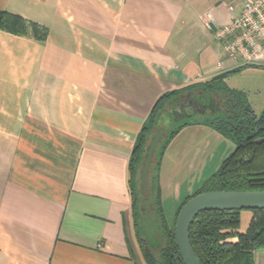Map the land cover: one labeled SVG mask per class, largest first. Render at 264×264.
<instances>
[{
    "label": "crops",
    "instance_id": "crops-1",
    "mask_svg": "<svg viewBox=\"0 0 264 264\" xmlns=\"http://www.w3.org/2000/svg\"><path fill=\"white\" fill-rule=\"evenodd\" d=\"M226 2L199 11V0H0V11L46 30L36 40L0 29V264H149L131 151L153 109L163 120L173 101L164 93L244 67L225 65L202 24L206 12L228 20ZM182 124L151 167L167 225L201 185L182 190L179 177L192 181L212 159L200 146L211 137L234 147L203 122ZM253 259L264 264V248Z\"/></svg>",
    "mask_w": 264,
    "mask_h": 264
},
{
    "label": "trees",
    "instance_id": "trees-1",
    "mask_svg": "<svg viewBox=\"0 0 264 264\" xmlns=\"http://www.w3.org/2000/svg\"><path fill=\"white\" fill-rule=\"evenodd\" d=\"M0 29L24 35L36 40L44 39L46 30L36 23L16 15L0 11ZM243 64L244 66L250 65ZM240 68V67H239ZM235 68L212 77L203 83L219 98L213 117H205L203 122L234 144L233 149L220 163L217 170L207 177L200 187L188 195L177 209L171 225H167L160 215L159 192L155 186V202L160 215V223L165 243L154 259L139 237V244L149 264H183L175 241V220L183 203L191 196L208 190H264V108L257 114L247 102L245 94L227 86L225 79L238 71ZM194 84V83H193ZM191 85V84H190ZM185 86L182 89H185ZM179 90L164 93L161 98L177 99ZM183 122L168 132L164 139L172 138L183 126ZM157 124L156 109L142 124L129 158V181L132 200L133 183L137 169L140 168L141 155L148 136ZM163 143L160 142L159 146ZM153 156V160H155ZM155 185V184H154ZM134 205V202H133ZM240 210H205L199 212L189 227V240L200 264H255L253 251L264 248V209H252L251 220L244 232L237 230Z\"/></svg>",
    "mask_w": 264,
    "mask_h": 264
},
{
    "label": "rangeland",
    "instance_id": "rangeland-1",
    "mask_svg": "<svg viewBox=\"0 0 264 264\" xmlns=\"http://www.w3.org/2000/svg\"><path fill=\"white\" fill-rule=\"evenodd\" d=\"M200 6H198V10H202L204 6V2H214L215 0H199ZM224 2L228 0H223ZM200 8V9H199ZM192 16V15H191ZM193 22L197 25L195 27V31L199 30L201 27L200 21L198 19H195L194 16H192ZM206 35H208L209 39L212 36V32L210 30H206ZM219 43V42H218ZM221 45V43H219ZM222 52L224 53L223 49ZM219 55V52H218ZM225 55V53H224ZM217 56V55H216ZM225 58H227V61L225 65H227L231 60L225 55ZM263 61L258 62L256 65H250V66H244L240 70L229 74L225 82L228 87L234 88L237 90L242 91L247 99V102L250 104L252 109L255 113L259 114L262 109L264 108V53L262 57ZM215 61V56L210 57V61ZM215 63H212L211 66L214 67ZM180 97L183 95H191L193 98L201 101H205L208 99L214 100V105L212 108H206L202 113H194V112H187V115L183 117L181 120L182 122H190V121H196V120H203L205 117H213L212 113L216 112V107L219 103V98L215 92H211L209 88H207L203 83H194L191 84L189 87L182 89L180 93L178 94ZM169 105H167V108L165 111H168ZM162 126L165 128V131L163 133L162 140H164L167 137V134L170 130H172L177 122H174L171 118L168 117V120L164 118L161 121ZM211 142V146L209 149L206 150V147L201 148V154L200 157L203 159H211L209 160V165L204 169L202 174H193L192 181L188 179V181H182L183 177H179L180 184L182 186V190L185 187L189 186L192 187L193 190H195L200 183L203 182L207 177H209L218 167H216L228 154L225 149L219 150L216 148V143L214 142V139L211 137L208 139ZM159 142V144H160ZM158 144V145H159ZM206 146V145H205ZM158 147V146H157ZM154 152V155L157 151ZM228 147V146H227ZM230 152V151H229ZM143 155V154H142ZM142 155H141V162L142 163ZM151 162L148 179H147V185L146 188H144V185L140 181V172L139 169H137L136 177L134 179V187H133V194H134V205L135 209L137 211L138 215V224L140 227L141 236L145 241V247L149 251V253L152 255L154 259H158V251L159 249L164 245L165 243V236L162 231L160 219H159V212L157 210V204L155 202V191L149 190V177L152 178V186L151 188L155 190L154 185V178L155 173L152 168ZM211 162V163H210ZM200 187V186H199ZM198 187V188H199ZM165 211L168 210V207H164ZM241 219L239 226L237 230L239 232H244L248 226V220L249 216L251 214L250 209H241Z\"/></svg>",
    "mask_w": 264,
    "mask_h": 264
},
{
    "label": "water",
    "instance_id": "water-1",
    "mask_svg": "<svg viewBox=\"0 0 264 264\" xmlns=\"http://www.w3.org/2000/svg\"><path fill=\"white\" fill-rule=\"evenodd\" d=\"M194 113H196L193 110ZM202 113V112H200ZM187 115L184 108L173 112V121L179 123ZM165 128L156 124L148 136L139 168L140 181L146 188L154 152ZM264 209V190H208L187 199L175 220V241L183 264H200L189 240V227L196 215L205 210Z\"/></svg>",
    "mask_w": 264,
    "mask_h": 264
},
{
    "label": "built area",
    "instance_id": "built-area-1",
    "mask_svg": "<svg viewBox=\"0 0 264 264\" xmlns=\"http://www.w3.org/2000/svg\"><path fill=\"white\" fill-rule=\"evenodd\" d=\"M225 5L228 20L220 23L206 12L203 26L231 60L241 64L260 61L264 53V0H228Z\"/></svg>",
    "mask_w": 264,
    "mask_h": 264
},
{
    "label": "flooded vegetation",
    "instance_id": "flooded-vegetation-1",
    "mask_svg": "<svg viewBox=\"0 0 264 264\" xmlns=\"http://www.w3.org/2000/svg\"><path fill=\"white\" fill-rule=\"evenodd\" d=\"M214 103L213 99H208L204 103V101L197 100L191 95H183L170 103L169 109L165 112L163 119L166 118L168 120V117L173 119V112L181 108H184L186 112H193V110L196 113L203 112L206 108H212Z\"/></svg>",
    "mask_w": 264,
    "mask_h": 264
}]
</instances>
